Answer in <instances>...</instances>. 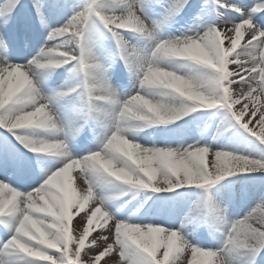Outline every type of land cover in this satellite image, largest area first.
Masks as SVG:
<instances>
[{
  "label": "snow or ice",
  "instance_id": "obj_1",
  "mask_svg": "<svg viewBox=\"0 0 264 264\" xmlns=\"http://www.w3.org/2000/svg\"><path fill=\"white\" fill-rule=\"evenodd\" d=\"M0 264H264V0H0Z\"/></svg>",
  "mask_w": 264,
  "mask_h": 264
}]
</instances>
